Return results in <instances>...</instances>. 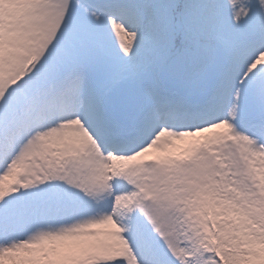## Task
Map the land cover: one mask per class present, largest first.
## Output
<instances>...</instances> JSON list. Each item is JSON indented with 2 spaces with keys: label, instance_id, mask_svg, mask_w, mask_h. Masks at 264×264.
<instances>
[{
  "label": "snow or ice",
  "instance_id": "1",
  "mask_svg": "<svg viewBox=\"0 0 264 264\" xmlns=\"http://www.w3.org/2000/svg\"><path fill=\"white\" fill-rule=\"evenodd\" d=\"M0 264H264V0H0Z\"/></svg>",
  "mask_w": 264,
  "mask_h": 264
}]
</instances>
